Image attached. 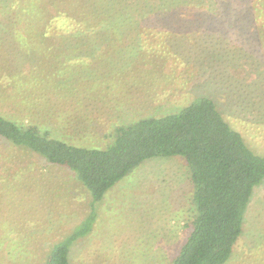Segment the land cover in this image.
<instances>
[{
  "label": "trees",
  "instance_id": "trees-1",
  "mask_svg": "<svg viewBox=\"0 0 264 264\" xmlns=\"http://www.w3.org/2000/svg\"><path fill=\"white\" fill-rule=\"evenodd\" d=\"M68 1L73 7L64 15L70 26L84 28L49 37L42 31L38 44L30 45L29 51L14 47V55L9 56L13 60L12 70L5 75L10 80L7 84L12 87L16 80L21 81L16 90L19 113L30 120L0 115V139L51 165L74 171L96 202L145 161L181 156L192 184L194 215L186 226L190 228L186 242L171 264H224L242 234L253 190L264 180V158L246 148L212 99L194 98L180 109L156 114L160 109L154 106L158 93L151 89L169 79V73L160 69L167 66L164 59H216L217 63L222 59H258L264 64V0ZM159 8L168 9L170 14L161 18ZM54 18L48 20V26ZM187 24L203 34L208 44L198 45L199 51L191 55L183 50L185 45L179 38L172 40L179 34L177 28ZM150 34L161 43L151 39L150 50L159 55L148 58L142 35L146 38ZM96 59L104 65L94 67ZM138 59H142L141 65L133 68ZM123 62L128 64L129 73L120 78L123 89L119 87L127 97L121 103H135L130 109L132 120L119 121L113 133L101 131V136L112 137L111 144L91 148L86 139H91L92 130L100 128L74 124L78 117L72 110L80 112L77 107H82L81 102L73 104V109L57 106L74 102L80 94L93 109L94 97L98 101L102 92H94L96 85L84 92L82 88L90 81L85 80L80 88L74 84L75 72L103 75L105 68ZM26 63H30L28 71L32 73L12 74L24 72ZM30 87L35 89L32 94ZM70 134L78 141L66 138ZM87 229L56 244L45 263L71 264L70 246L83 238Z\"/></svg>",
  "mask_w": 264,
  "mask_h": 264
},
{
  "label": "rangeland",
  "instance_id": "rangeland-1",
  "mask_svg": "<svg viewBox=\"0 0 264 264\" xmlns=\"http://www.w3.org/2000/svg\"><path fill=\"white\" fill-rule=\"evenodd\" d=\"M72 7L68 0H0V115L24 119L16 94L21 81L8 87L10 80L5 77L8 69L12 70L13 59L9 56L14 55L13 48L29 51L30 45L38 44L42 31L49 37L84 28L70 26L64 12ZM159 9L161 18L170 14L168 9ZM55 16L48 26V20ZM189 25L178 27L179 34L172 40L179 38L185 45L183 50L191 55L199 51L198 45L208 44L203 34ZM186 32L193 33L183 34ZM154 37L161 43L155 35H142L148 58L159 55L150 50ZM138 60L133 68L141 65L142 59ZM164 60L167 66L161 65L160 69L169 73V79L151 89L158 93L154 106L160 107L154 113L180 109L194 98H210L246 148L264 158V64L258 59H222L220 63L216 59ZM99 61L92 62L94 67L104 65ZM124 64L105 68L103 75H96V71L85 75L75 72L74 84L80 88L85 80L90 81L82 88L84 92H90L91 85L97 86L94 92H102L97 93L98 101L94 97L93 109L80 94L74 102L57 106L73 109V104L81 102L82 107H77L82 109L80 112L72 110V115L78 117L74 124L100 128L92 130L88 136L91 139H86L91 148L103 149L111 144L112 137L101 136V131L110 133L119 121L132 120L130 109L135 103H121L127 97L120 78L129 73L128 64ZM29 67L26 63L24 72L11 73H32ZM144 85L147 88L146 82ZM30 90L31 94L35 91L33 87ZM66 138L78 141L73 134ZM192 194L185 159L174 156L145 161L96 202L74 171L51 165L0 139V264H46L56 244L86 228L88 233L70 246L71 264H171L190 232L186 226L194 215ZM224 264H264V180L253 190L242 234Z\"/></svg>",
  "mask_w": 264,
  "mask_h": 264
}]
</instances>
